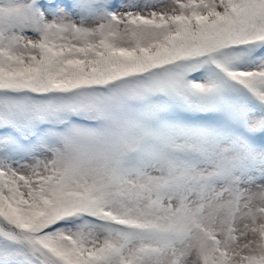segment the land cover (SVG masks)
Listing matches in <instances>:
<instances>
[{
	"label": "snow or ice",
	"instance_id": "1",
	"mask_svg": "<svg viewBox=\"0 0 264 264\" xmlns=\"http://www.w3.org/2000/svg\"><path fill=\"white\" fill-rule=\"evenodd\" d=\"M0 264H264V0H0Z\"/></svg>",
	"mask_w": 264,
	"mask_h": 264
}]
</instances>
